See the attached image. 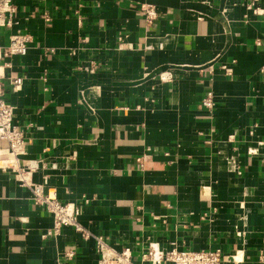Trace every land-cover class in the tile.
Listing matches in <instances>:
<instances>
[{"label": "crops", "instance_id": "0c3cea01", "mask_svg": "<svg viewBox=\"0 0 264 264\" xmlns=\"http://www.w3.org/2000/svg\"><path fill=\"white\" fill-rule=\"evenodd\" d=\"M12 1L1 83L26 153L12 165L0 140V264H99L92 237L71 227L44 236L52 218L17 168L46 179L44 191L76 205L112 247H129L134 264H150V242L264 264V18L246 8L254 0ZM13 33L30 36L25 55L7 53Z\"/></svg>", "mask_w": 264, "mask_h": 264}, {"label": "built area", "instance_id": "2783aa9c", "mask_svg": "<svg viewBox=\"0 0 264 264\" xmlns=\"http://www.w3.org/2000/svg\"><path fill=\"white\" fill-rule=\"evenodd\" d=\"M254 1L248 3L246 8L252 10L253 14L261 15L264 18V10L254 7ZM16 6L12 0H0V31L3 28H11L17 23ZM142 15L148 23H152L157 18L155 7L148 5L142 8ZM31 41L27 34L13 33L9 35L7 53L9 55H25L28 44ZM73 54V53H72ZM3 56V48L0 45V60ZM0 66V140L8 144V152L11 155V163L16 164L18 156L26 153L25 138L23 131L13 123V106L5 97V89L1 83ZM166 75H161L165 79ZM14 88L21 84V78L15 77L10 81ZM201 104L212 109L214 106L213 93L207 91L201 99ZM13 168V167H12ZM17 176L22 185L27 186L31 192L34 204L44 208L46 213L52 218V227L44 236H57L63 227H71L84 239L93 238L95 248L99 255V264H134L131 258L129 247L116 249L112 247L101 234H94L87 226L79 221V210L73 203H64L54 195L45 192L46 179L42 183L31 182L27 171L22 168L16 169ZM67 257H73L74 253L68 251ZM143 258L150 264H223L224 256L219 249L212 250H192L176 249L163 250L157 242H150L147 252Z\"/></svg>", "mask_w": 264, "mask_h": 264}]
</instances>
